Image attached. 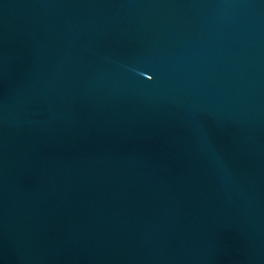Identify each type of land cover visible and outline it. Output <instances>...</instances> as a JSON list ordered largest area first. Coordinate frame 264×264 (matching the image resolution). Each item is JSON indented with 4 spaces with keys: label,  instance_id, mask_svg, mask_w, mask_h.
Here are the masks:
<instances>
[{
    "label": "water",
    "instance_id": "obj_1",
    "mask_svg": "<svg viewBox=\"0 0 264 264\" xmlns=\"http://www.w3.org/2000/svg\"><path fill=\"white\" fill-rule=\"evenodd\" d=\"M0 264H264V0H0Z\"/></svg>",
    "mask_w": 264,
    "mask_h": 264
}]
</instances>
